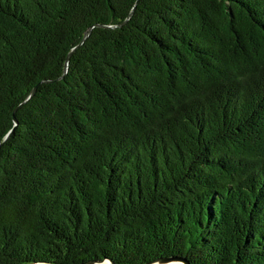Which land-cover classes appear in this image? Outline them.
I'll list each match as a JSON object with an SVG mask.
<instances>
[{
    "label": "trees",
    "instance_id": "trees-1",
    "mask_svg": "<svg viewBox=\"0 0 264 264\" xmlns=\"http://www.w3.org/2000/svg\"><path fill=\"white\" fill-rule=\"evenodd\" d=\"M168 257L264 264V0H0V264Z\"/></svg>",
    "mask_w": 264,
    "mask_h": 264
},
{
    "label": "water",
    "instance_id": "water-1",
    "mask_svg": "<svg viewBox=\"0 0 264 264\" xmlns=\"http://www.w3.org/2000/svg\"><path fill=\"white\" fill-rule=\"evenodd\" d=\"M89 34H90V30L86 33L84 40L89 36ZM73 51H75V49ZM73 51L68 56V59H67V62H66L65 74L68 72V65H69V61H70V58H71V55H72ZM45 82H47V81H45ZM36 89H37V87L34 88V90L29 95L27 100H29L33 96V94L36 92ZM17 126H18V122H17V119H15V127H17ZM9 136H10V134H8L7 138ZM157 263H159V264H189V262L186 259L180 258V257L162 258V259L156 260V261L148 263V264H157ZM37 264H47V263H37ZM85 264H115V263H113L112 261H109V260H101V261H96V262H88V263H85Z\"/></svg>",
    "mask_w": 264,
    "mask_h": 264
},
{
    "label": "bare ground",
    "instance_id": "bare-ground-1",
    "mask_svg": "<svg viewBox=\"0 0 264 264\" xmlns=\"http://www.w3.org/2000/svg\"><path fill=\"white\" fill-rule=\"evenodd\" d=\"M157 264H159V263H157Z\"/></svg>",
    "mask_w": 264,
    "mask_h": 264
}]
</instances>
